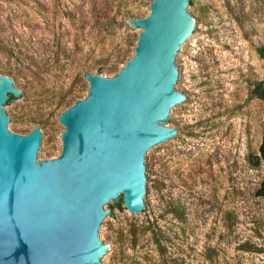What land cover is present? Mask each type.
<instances>
[{"label": "rangeland", "instance_id": "rangeland-1", "mask_svg": "<svg viewBox=\"0 0 264 264\" xmlns=\"http://www.w3.org/2000/svg\"><path fill=\"white\" fill-rule=\"evenodd\" d=\"M151 1L0 0V75L19 83L26 99H10L12 132L25 136L38 127L50 138L46 160L58 157L60 114L87 96L85 73L111 78L133 56L141 31L128 21L146 17ZM192 3L189 13L202 27L178 60L181 93L192 99L167 124L182 129V139L150 155L147 216L123 206L109 210L116 217L105 226L103 244L116 253L106 264H180L167 203L182 200L191 213L199 192L196 152L212 148L221 161L229 155V184L215 162L213 213L209 222L200 220L196 252L184 251L183 264H264V198L256 195L264 166L248 165V156H259L264 127V103L248 98L264 79L256 53L264 46V0ZM208 126L218 137L213 141Z\"/></svg>", "mask_w": 264, "mask_h": 264}, {"label": "water", "instance_id": "water-1", "mask_svg": "<svg viewBox=\"0 0 264 264\" xmlns=\"http://www.w3.org/2000/svg\"><path fill=\"white\" fill-rule=\"evenodd\" d=\"M189 1L152 0L128 21L141 31L133 56L111 78L84 74L87 96L60 114L54 159L38 127L12 132L10 99H26L0 75V264H106L116 253L103 244L109 210L121 201L147 216L150 155L182 139L167 124L192 99L178 64L202 27Z\"/></svg>", "mask_w": 264, "mask_h": 264}, {"label": "flooded vegetation", "instance_id": "flooded-vegetation-1", "mask_svg": "<svg viewBox=\"0 0 264 264\" xmlns=\"http://www.w3.org/2000/svg\"><path fill=\"white\" fill-rule=\"evenodd\" d=\"M193 74L194 76L198 78L199 70L195 69L193 71ZM186 100H187V97H186ZM186 100L183 103H185ZM206 128H207V135L210 140L213 141V138H218V137H215L214 129L211 126H208ZM178 132L179 130L177 129V135H178ZM197 134L204 135V133H199V132ZM197 134L192 135V136L198 137ZM261 141H262V136H261ZM205 152L206 153H204L203 150H198L196 152L197 157L194 160V163H195L194 167L196 168V173H197L196 180H197V186H198L199 192L194 193L195 198L191 199L192 200L191 213H188L189 209L185 208V205H184L185 203L182 200L175 201L174 206H169V204L167 203L169 210L171 209L175 210V213H166L165 216L170 215V217L172 218L170 220H173L175 224L176 236L179 239L178 246H179V251H180L179 252V263L180 264L184 263V258H186L184 254L185 252L192 253V254L196 252L197 245H195L194 242L196 241V233L198 232V227L201 226L200 220L204 223L205 219L207 218V221H208L209 216L213 213V205L211 203L213 202V196H214L213 180L216 178V176L214 175V167H216L215 162L219 165L221 164L224 165L223 173L225 177L223 179L225 180L226 184H229L230 177L229 175L226 174V170H229L230 168L229 155L226 156V159L225 157H223L221 161L220 160L221 153L219 149L215 150L212 148L211 150H207ZM248 157H249L248 165L249 167L252 168V164L254 161L251 159L250 156ZM200 190H203V191L201 192ZM212 218L213 217L211 216V219ZM188 239H191L190 244H188L189 242Z\"/></svg>", "mask_w": 264, "mask_h": 264}, {"label": "trees", "instance_id": "trees-1", "mask_svg": "<svg viewBox=\"0 0 264 264\" xmlns=\"http://www.w3.org/2000/svg\"><path fill=\"white\" fill-rule=\"evenodd\" d=\"M191 4H193L192 0L189 1V5H191ZM256 53H257L258 57L260 58V60L263 62V70H264V46H258L256 48ZM256 97L264 103V79L260 82L255 83V86L252 87L248 91V98L249 99L256 98ZM258 151H259V156H256L254 158L252 168L258 167L260 165V163L264 166V127H263L262 141H261V144L259 146ZM256 195L260 196L261 198H264V179H263V181H261ZM116 206L120 208L122 206L121 201H119V204H117ZM171 212L175 213V210L171 211Z\"/></svg>", "mask_w": 264, "mask_h": 264}]
</instances>
